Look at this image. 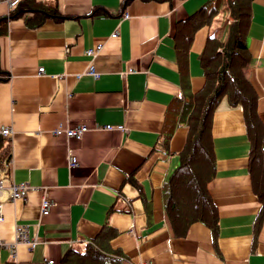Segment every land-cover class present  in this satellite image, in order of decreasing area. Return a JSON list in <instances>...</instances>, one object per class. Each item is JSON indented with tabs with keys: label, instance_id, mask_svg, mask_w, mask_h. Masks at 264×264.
Wrapping results in <instances>:
<instances>
[{
	"label": "crops",
	"instance_id": "crops-1",
	"mask_svg": "<svg viewBox=\"0 0 264 264\" xmlns=\"http://www.w3.org/2000/svg\"><path fill=\"white\" fill-rule=\"evenodd\" d=\"M30 1L57 15L8 18ZM241 1L0 0V129H10L0 136V264H60L107 228L99 246L119 264H264V159L251 157L252 128L225 97L206 185L216 232L194 222L177 234L166 214L164 186L199 126V106L184 111L182 100L216 76L234 23L264 134V0H245L235 19ZM80 126L81 138L66 136ZM20 183L25 197L11 200Z\"/></svg>",
	"mask_w": 264,
	"mask_h": 264
},
{
	"label": "trees",
	"instance_id": "trees-1",
	"mask_svg": "<svg viewBox=\"0 0 264 264\" xmlns=\"http://www.w3.org/2000/svg\"><path fill=\"white\" fill-rule=\"evenodd\" d=\"M19 3V2H18ZM21 3L17 4L20 7ZM233 4V3H232ZM20 5V6H19ZM30 1L24 4L22 11L10 13L8 18L19 16L22 12H32L37 17L45 19L57 15L54 6ZM246 1L242 0L231 6L232 16L236 19L244 15ZM240 13V15H238ZM4 20V19H1ZM37 22L35 23V25ZM188 41V40H187ZM243 44L238 34V24L230 26L228 37L223 47L222 62L214 78L206 79L201 91L186 96L182 100L184 111H189L195 105L199 106V126L190 139L186 140L179 153L180 166L165 184L166 214L175 233L185 234L188 226L194 222L204 223L212 233L216 232L217 213L207 192V182L213 176V154L211 144V122L213 113L222 98H226L230 106L240 105L248 129L252 128L254 161L264 159V134L259 127L255 112V93L244 75L249 63L242 50ZM188 98V99H187ZM264 211V203L259 218ZM111 236V230L106 229ZM102 233L86 246V253L69 251L63 256L60 264H119L117 259H106L99 242L108 241L109 236Z\"/></svg>",
	"mask_w": 264,
	"mask_h": 264
},
{
	"label": "built area",
	"instance_id": "built-area-1",
	"mask_svg": "<svg viewBox=\"0 0 264 264\" xmlns=\"http://www.w3.org/2000/svg\"><path fill=\"white\" fill-rule=\"evenodd\" d=\"M19 1L20 0H8V5L10 7H15L18 4ZM112 36L115 37V35H112ZM100 48H101V46L99 45V46L96 47V49L88 50V51L85 52V55L88 56V57H89V55H94L95 52L98 51ZM42 71H43V69H38V73H41ZM87 73L89 75H92L93 77H97V74L94 73L93 67H91V66L88 68ZM104 128L107 129V130H113V129L121 130L122 126L119 125L116 128H113V127L107 125ZM86 130H87L86 127L80 126V127L74 128V129L67 130L65 132V134H66L67 137H70V138L73 137V138L79 139L86 133ZM61 132H62V126L59 125L54 130V134H60ZM9 134H10V129H8V128L0 129V136L1 137H8ZM69 165L72 166V167L76 165V160H75L74 157L70 158ZM1 184H2V182L0 181V187H1ZM28 188H29V186L27 184H25V183L11 185L10 186V199L11 200L22 199L23 197H25L26 191H27ZM0 207H1V205H0ZM50 207H51V204L48 201L44 200L42 202L41 208H40V212H41V216L42 217L48 215V213L50 211ZM19 237L22 240H26V236L23 233H20ZM32 246H33V244H32ZM47 263L48 264H53V261L49 260V261H47Z\"/></svg>",
	"mask_w": 264,
	"mask_h": 264
},
{
	"label": "bare ground",
	"instance_id": "bare-ground-1",
	"mask_svg": "<svg viewBox=\"0 0 264 264\" xmlns=\"http://www.w3.org/2000/svg\"><path fill=\"white\" fill-rule=\"evenodd\" d=\"M92 56H93V55H89V57H92ZM90 66L92 67V65H90ZM90 66H89V67H90ZM89 67H88V68H89ZM87 74H88V73H87ZM91 76H92V75H91ZM97 76H98V75H97ZM70 158H71V157H70Z\"/></svg>",
	"mask_w": 264,
	"mask_h": 264
},
{
	"label": "rangeland",
	"instance_id": "rangeland-1",
	"mask_svg": "<svg viewBox=\"0 0 264 264\" xmlns=\"http://www.w3.org/2000/svg\"><path fill=\"white\" fill-rule=\"evenodd\" d=\"M99 46V45H98Z\"/></svg>",
	"mask_w": 264,
	"mask_h": 264
}]
</instances>
